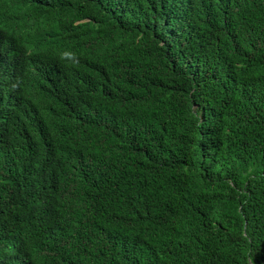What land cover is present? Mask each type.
<instances>
[{"label": "trees", "instance_id": "obj_1", "mask_svg": "<svg viewBox=\"0 0 264 264\" xmlns=\"http://www.w3.org/2000/svg\"><path fill=\"white\" fill-rule=\"evenodd\" d=\"M0 10L55 23L78 62L63 61L77 80L69 104L77 118L94 105L104 124L58 125L42 150L61 171L37 157L14 178L36 189L60 179L45 192L43 234L25 230L23 196L0 189V264H264V0H0ZM14 143L29 145L0 131L1 150Z\"/></svg>", "mask_w": 264, "mask_h": 264}, {"label": "clouds", "instance_id": "obj_2", "mask_svg": "<svg viewBox=\"0 0 264 264\" xmlns=\"http://www.w3.org/2000/svg\"><path fill=\"white\" fill-rule=\"evenodd\" d=\"M166 3L187 2L188 0H163ZM192 11V8H187ZM4 16L0 10V131L15 134L29 142V145L14 143L0 149V189L6 187L23 196L26 206L24 228L28 233L43 234L53 220L45 192L58 186L60 179L36 189L32 186L16 187L14 178L36 168L37 157L46 166L61 171L57 162L43 155L42 145L53 136L58 125L69 120L76 121L82 128H98L101 124L93 115L77 118L80 108L69 104L68 96L77 86L75 72L68 76L63 61L72 60L75 67V54L60 38L55 23L47 16H36L33 12L23 15ZM53 47L47 56L40 41ZM77 61V60H76ZM75 71V69H74ZM93 78L89 79L87 90L90 93ZM16 171V176L12 172ZM97 191L89 188L85 196L90 198ZM81 198V191L73 189Z\"/></svg>", "mask_w": 264, "mask_h": 264}]
</instances>
